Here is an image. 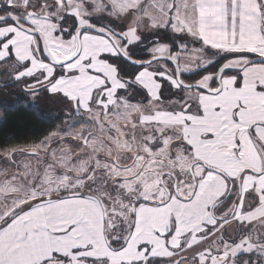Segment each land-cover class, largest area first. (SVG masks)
<instances>
[{
    "label": "snow or ice",
    "instance_id": "snow-or-ice-1",
    "mask_svg": "<svg viewBox=\"0 0 264 264\" xmlns=\"http://www.w3.org/2000/svg\"><path fill=\"white\" fill-rule=\"evenodd\" d=\"M0 68L68 105L0 147V264H264V0H0Z\"/></svg>",
    "mask_w": 264,
    "mask_h": 264
},
{
    "label": "trees",
    "instance_id": "trees-1",
    "mask_svg": "<svg viewBox=\"0 0 264 264\" xmlns=\"http://www.w3.org/2000/svg\"><path fill=\"white\" fill-rule=\"evenodd\" d=\"M190 74H185L189 77ZM61 117L45 114L40 107L35 108L26 98L19 97L14 102L0 104V147L6 145H27L37 143L50 130L56 128Z\"/></svg>",
    "mask_w": 264,
    "mask_h": 264
},
{
    "label": "rangeland",
    "instance_id": "rangeland-1",
    "mask_svg": "<svg viewBox=\"0 0 264 264\" xmlns=\"http://www.w3.org/2000/svg\"><path fill=\"white\" fill-rule=\"evenodd\" d=\"M186 78L189 79V77ZM198 78L199 76L192 75L190 77L189 82H191V80ZM39 107L47 115L53 117H61L58 125H61L62 122L66 119L63 113L65 110H67L68 105L66 101L60 99L59 97H45L42 101L39 102Z\"/></svg>",
    "mask_w": 264,
    "mask_h": 264
},
{
    "label": "crops",
    "instance_id": "crops-1",
    "mask_svg": "<svg viewBox=\"0 0 264 264\" xmlns=\"http://www.w3.org/2000/svg\"><path fill=\"white\" fill-rule=\"evenodd\" d=\"M7 78H8V73L5 72L3 70V68H0V83H2L3 81H5ZM13 95L16 96L17 98H19V97H25V95L23 93H20V92H15V93H13ZM3 98H4L3 96H0V100H2ZM165 98L166 99L168 98V94L167 93H165ZM15 100L16 99H9V102L8 103H12ZM0 104H2V103H0Z\"/></svg>",
    "mask_w": 264,
    "mask_h": 264
}]
</instances>
